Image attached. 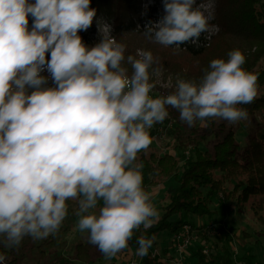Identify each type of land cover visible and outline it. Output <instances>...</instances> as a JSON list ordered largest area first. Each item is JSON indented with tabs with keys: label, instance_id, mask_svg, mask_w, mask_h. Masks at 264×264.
<instances>
[{
	"label": "clouds",
	"instance_id": "1",
	"mask_svg": "<svg viewBox=\"0 0 264 264\" xmlns=\"http://www.w3.org/2000/svg\"><path fill=\"white\" fill-rule=\"evenodd\" d=\"M163 6L165 14L143 32L157 44L199 46L203 33L219 30L211 23L215 0H163ZM96 17L91 0H0L5 248H18L25 237L56 236L71 201L76 229L105 259L115 257L129 247L135 230L160 219L138 154L151 145L153 126L168 118V106L189 127H208L210 118L236 124L248 119L239 105L258 94L257 75L242 67L245 56L234 49L227 60H211L200 83L178 78L173 92L154 98L158 59L140 49L126 56L112 25ZM94 19L100 39L89 46L79 33ZM154 241V235L137 237L136 255L146 256Z\"/></svg>",
	"mask_w": 264,
	"mask_h": 264
},
{
	"label": "trees",
	"instance_id": "2",
	"mask_svg": "<svg viewBox=\"0 0 264 264\" xmlns=\"http://www.w3.org/2000/svg\"><path fill=\"white\" fill-rule=\"evenodd\" d=\"M91 7L97 10L96 19L103 18L110 23L112 35L127 46L126 56L135 55L139 47H144L158 59L159 63L155 67L166 71L175 69L173 65H176L174 74H185L184 62H188L187 59L196 60L204 68L199 74L192 75V78L201 80L211 60H227L229 51L239 49L246 59L242 67L258 77L256 98L252 103L239 107L247 110L248 118L256 117L257 125L264 128V0H215L214 19L211 23L218 26L219 30L211 36L203 33L199 38V46L185 43L179 48L176 45L164 47L143 33L150 21H159L165 14L163 0H91ZM96 19L87 31L79 33L83 42L89 46L100 39ZM31 23L30 16L29 26ZM141 43L145 45L142 46ZM156 47L163 54H155L153 48ZM128 67L130 74L131 68ZM194 69L195 67L189 69L187 73ZM169 115L180 119L176 109L170 108ZM209 122L214 125L211 129V142L204 135L199 136V139H173L176 154L156 150L152 145L138 154V162L143 163V183L146 190L150 191L170 180L174 184L167 186L164 191L158 223L148 230L141 226L134 231L129 248L135 252L138 247L136 239L140 235H154L156 241L163 232L175 234L184 225H190L192 217H211L212 206L219 199L234 203L240 212L251 210L254 219L264 226V131L249 133L245 138V146L241 147L236 140V132L227 126V121L210 118ZM156 133L157 128L150 130L152 142ZM69 205L74 209L76 207L71 201ZM174 217L176 219L172 220ZM27 239L25 237L18 248H7L6 252L0 247V254L20 258ZM60 242L57 234L44 239L36 248L44 256L45 252L54 251ZM100 255L102 254L97 247L86 238L85 243L81 242L75 247L71 260L60 258L50 264H92L93 256ZM194 256L197 264H234L225 250L223 253L214 252L206 258L199 249ZM0 264L3 263L0 261ZM138 264L163 262L160 257L153 256L149 249L146 256L140 257ZM246 264L253 263L247 260Z\"/></svg>",
	"mask_w": 264,
	"mask_h": 264
},
{
	"label": "rangeland",
	"instance_id": "3",
	"mask_svg": "<svg viewBox=\"0 0 264 264\" xmlns=\"http://www.w3.org/2000/svg\"><path fill=\"white\" fill-rule=\"evenodd\" d=\"M141 44L142 46L145 45L144 43ZM139 48L140 50H146L144 47ZM153 51L155 54H163L159 47L153 48ZM187 61L188 62H184L185 74H174L175 70H177V67L176 65H173V68L175 69L166 71L161 69L159 76H152L151 82L154 83V88L150 95L155 98L157 96H166L173 92L175 90V85L178 78L195 81L197 84L200 83L201 80L192 78V75L199 74L198 72L203 70L204 66L200 63V61L189 59H187ZM153 67H155V65ZM194 67L195 69L193 72L187 73L189 69ZM149 71L151 72L152 70L150 69ZM42 75L49 76L47 72L42 73ZM185 75L188 76L185 77ZM49 86H52L50 76ZM170 108L171 107L168 106V111H170ZM257 122L258 120L256 117H249L247 120L239 121L236 124L227 123V126H230L231 129L236 132V140L241 147H244L245 138L249 133L264 131V128L257 125ZM213 127L214 125L210 122L208 127H201L199 123L193 127H189L181 119L177 120L169 115L163 123L153 126L152 129L157 128V133L151 145L156 150L176 154L173 148V139H199V136L204 135L207 136V141L211 142L213 138L211 129ZM170 184H174L173 180H170L155 189H150V192L153 194V203L159 211V214H161V207L164 202V191ZM212 209L213 215L211 217H204L202 219L203 221H200V219L196 217L190 218V225L193 228L204 227V225L212 223L217 224L226 230L222 237L207 239V242L211 244L210 254L214 252L223 253L225 250L228 252L229 257L234 264L237 262L246 264L247 260H250L253 264H264V226L260 225L254 219L252 211L246 210L245 212H240L237 210L234 203L223 201L221 199L214 202ZM175 219L176 217H174L172 220ZM76 220L77 217L74 214V208L73 206L69 205L68 217L63 222L60 232L58 233L61 242L54 251L45 252L44 256H42L36 246L43 240L35 241L28 237L23 246L22 255L20 258L13 255H8L1 262L3 264H50V262H57L60 258L64 260H71L72 256L74 255L75 247L81 242L85 243L87 238L86 233H80L76 229ZM161 234L162 235L160 237L158 236L159 238L157 241V247H160L168 252V245L170 249H173L169 240L172 234L167 231ZM203 240L206 239L200 235L199 241L201 242ZM0 247L4 249V252H6L7 248H5L2 244H0ZM199 249L200 246L198 243H194L192 248L190 247L188 250L187 256H194V254H196ZM169 252L170 255H167L161 251V253L159 252V255L165 260L171 259L173 258V255L171 251ZM123 259H125L124 261L126 264H138L140 262V257L136 255V252L132 249L131 251L127 249V251L124 252V256L117 254L111 259H105L103 255L98 257L93 256L92 260L94 263L92 264H123Z\"/></svg>",
	"mask_w": 264,
	"mask_h": 264
},
{
	"label": "built area",
	"instance_id": "4",
	"mask_svg": "<svg viewBox=\"0 0 264 264\" xmlns=\"http://www.w3.org/2000/svg\"><path fill=\"white\" fill-rule=\"evenodd\" d=\"M188 154V152L186 153ZM220 198L222 196L220 195ZM218 226L217 224H206L204 227L193 228L191 225H184L180 231L175 234H172L170 238V243L172 245V252L174 253L173 258L165 260L159 255L157 250H151L153 256L160 257L161 262L165 264H185V256H187V252L192 248L194 243H198L200 246V252L206 258L210 257V243L207 242V239L219 238L223 236L224 229ZM221 229V230H220ZM223 231V232H222ZM201 233L206 240L199 241ZM236 255V253H235ZM243 264V263H236Z\"/></svg>",
	"mask_w": 264,
	"mask_h": 264
},
{
	"label": "crops",
	"instance_id": "5",
	"mask_svg": "<svg viewBox=\"0 0 264 264\" xmlns=\"http://www.w3.org/2000/svg\"><path fill=\"white\" fill-rule=\"evenodd\" d=\"M160 186H162V185H160ZM160 186H158V187H160ZM155 189V188H154ZM212 208H213V206H212ZM213 210V209H212ZM198 219H200V221H203L202 219L203 218H198ZM196 228H198V227H196ZM226 230L224 229V232H225ZM202 237H204L201 233H199ZM162 234H160L159 235V237L161 236ZM158 237V238H159ZM158 238H157V240L154 242V245L150 248L151 250L153 249V250H157L158 252H160L161 253V251L164 253V254H167V255H170V252L169 251H171L172 252V249H170V247H169V245H168V252L166 251V250H164V249H162V248H160V247H157V241H158ZM170 240V239H169ZM127 249H129V251H131V248H126V249H124L123 250V252L121 251L120 253H118V254H120V255H122V256H124V252L125 251H127ZM172 255L174 256V253L172 252ZM125 259H123V264H126L125 263V261H124ZM186 261H187V264H197V259L195 258V256H193L192 255V257L191 256H185V260H184V262H185V264H186ZM165 264H167V262L165 263ZM262 264V263H261Z\"/></svg>",
	"mask_w": 264,
	"mask_h": 264
}]
</instances>
